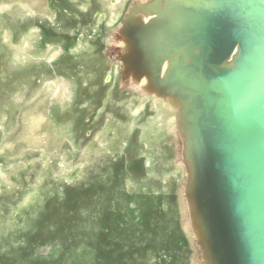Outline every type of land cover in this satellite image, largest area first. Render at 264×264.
Instances as JSON below:
<instances>
[{"label":"rangeland","instance_id":"374dc122","mask_svg":"<svg viewBox=\"0 0 264 264\" xmlns=\"http://www.w3.org/2000/svg\"><path fill=\"white\" fill-rule=\"evenodd\" d=\"M136 1L0 0V264H202L177 107L121 78Z\"/></svg>","mask_w":264,"mask_h":264},{"label":"water","instance_id":"95a60500","mask_svg":"<svg viewBox=\"0 0 264 264\" xmlns=\"http://www.w3.org/2000/svg\"><path fill=\"white\" fill-rule=\"evenodd\" d=\"M119 35L121 78L177 107L202 264H264V0L133 3Z\"/></svg>","mask_w":264,"mask_h":264},{"label":"bare ground","instance_id":"6f19581e","mask_svg":"<svg viewBox=\"0 0 264 264\" xmlns=\"http://www.w3.org/2000/svg\"><path fill=\"white\" fill-rule=\"evenodd\" d=\"M118 0H115V2H117ZM149 1H151V0H149ZM134 3H136L137 5H141V4H144V3H146V2H140V1H136V2H134ZM132 7V5L130 6V8ZM129 8V9H130ZM133 12H134V10H133ZM133 16H134V13L132 14ZM139 16H141V18H142V20L143 21H146V19H147V17H145L144 15H139ZM135 17V16H134ZM121 26H122V24H121ZM123 45H124V43H123ZM167 67V61H165L164 62V64H163V67H162V71H164V69ZM132 77V76H131ZM126 78V77H125ZM142 82H146V78L145 77H142ZM143 83H141L140 84V86L142 85ZM137 85V84H136ZM139 86V85H138ZM143 89H145L144 87H142ZM164 99V101H165V104L168 106V107H170V108H172L173 109V107L175 106L174 105V102L173 101H171L172 99L171 98H169V97H167V98H163ZM176 108V107H175ZM174 108V109H175ZM176 111H177V108H176ZM175 119H176V116H175ZM177 128V127H176ZM178 130V129H177ZM177 134H178V136H179V131L177 132ZM183 158V157H182ZM183 161V160H182ZM145 164V163H144ZM146 167V166H145ZM193 233V232H192ZM199 256V255H198Z\"/></svg>","mask_w":264,"mask_h":264},{"label":"flooded vegetation","instance_id":"af4514ba","mask_svg":"<svg viewBox=\"0 0 264 264\" xmlns=\"http://www.w3.org/2000/svg\"><path fill=\"white\" fill-rule=\"evenodd\" d=\"M164 207V206H163ZM132 214V213H131ZM134 215H138V211L135 213V214H133V215H131L130 217L131 218H135L136 216H134ZM138 218V217H137Z\"/></svg>","mask_w":264,"mask_h":264}]
</instances>
